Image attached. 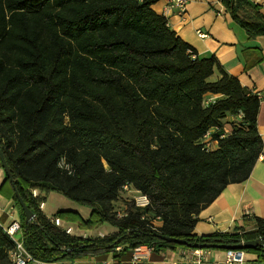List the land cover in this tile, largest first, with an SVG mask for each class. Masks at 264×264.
I'll list each match as a JSON object with an SVG mask.
<instances>
[{"label": "trees", "instance_id": "trees-1", "mask_svg": "<svg viewBox=\"0 0 264 264\" xmlns=\"http://www.w3.org/2000/svg\"><path fill=\"white\" fill-rule=\"evenodd\" d=\"M157 1L0 0V149L33 212L25 222L13 189L36 259L179 245L160 238L167 235L192 244L259 238L246 250L264 263L261 217L253 231H194L200 211L248 179L263 152L260 98L214 55L200 56L153 8ZM245 1L224 0L251 36L264 34V18L239 15ZM125 185L149 203L132 199L119 212ZM33 189L89 206L86 226L107 221L117 230L70 234L44 214ZM15 246L0 224V264H13Z\"/></svg>", "mask_w": 264, "mask_h": 264}, {"label": "crops", "instance_id": "crops-1", "mask_svg": "<svg viewBox=\"0 0 264 264\" xmlns=\"http://www.w3.org/2000/svg\"><path fill=\"white\" fill-rule=\"evenodd\" d=\"M264 0H246L240 7V16L246 20L264 18ZM171 0H158L153 8L164 14L177 34L195 48L200 56L214 55L220 65L236 76L240 83L258 95L260 107L257 117L258 131L264 142V34L251 36L246 28L236 21L224 0H186L183 13L170 6ZM200 32V33H199ZM202 34V35H201ZM216 77L218 72H215ZM217 96V95H216ZM13 187L8 180L0 159V224L7 227L14 220L22 223L20 207L13 197ZM37 196L44 197L41 209L48 217H58L62 228L70 234L82 237H99L117 230L114 225L91 228L84 222L91 216L89 206L70 204L68 197L56 191L44 192L33 189ZM68 212L67 214H65ZM64 218L63 219V215ZM66 216H71V220ZM264 219V149L248 179L230 183L220 195L198 214L194 231L198 235L214 233L246 232L256 229V218ZM16 238L23 241L22 232ZM246 250V249H245ZM135 250L120 246V249L97 257L53 261L50 264H171L179 260H192L202 254L206 264H217L225 259L224 248H196L188 245L161 247L140 245L139 259H134ZM200 253V255H198ZM246 260L258 262V254L246 250Z\"/></svg>", "mask_w": 264, "mask_h": 264}, {"label": "built area", "instance_id": "built-area-1", "mask_svg": "<svg viewBox=\"0 0 264 264\" xmlns=\"http://www.w3.org/2000/svg\"><path fill=\"white\" fill-rule=\"evenodd\" d=\"M176 6L179 9L180 13L185 11L186 7V0H171L170 6ZM262 7L264 8V2H262ZM200 33V32H199ZM202 35V34H201ZM214 143L207 142L206 147H212ZM124 189L129 193H132V199L135 201L136 205L138 206H146L149 203L148 197L141 193L139 190L133 189L128 185L124 186ZM33 193V192H32ZM34 196H36L33 193ZM41 207V206H40ZM121 215V213H119ZM51 220L59 226L60 219L58 217H53ZM6 232L14 238L16 241V246L10 253V258L13 264H50L49 261L39 260L36 259L30 254L26 247L24 246V242L20 241L16 238L17 233L22 232V223L20 221L14 220L11 224L7 227H4ZM116 249H120V246H117ZM135 252L133 258L139 259L141 254H139L140 246L134 248ZM200 255V253H198ZM246 251L245 249H226V256L225 259L222 261L217 262V264H252L251 262L246 260ZM92 264H110L109 262H100V263H92ZM171 264H206L202 254L200 257L192 260H179L174 261Z\"/></svg>", "mask_w": 264, "mask_h": 264}, {"label": "water", "instance_id": "water-1", "mask_svg": "<svg viewBox=\"0 0 264 264\" xmlns=\"http://www.w3.org/2000/svg\"><path fill=\"white\" fill-rule=\"evenodd\" d=\"M0 159H1L2 165L5 169L6 175L9 178V181L11 182L12 187L15 191L17 201H18L19 205L21 206V208L23 209V212L25 214V222H27L33 217V212L30 210L28 205L25 203L24 199L20 196L19 192L16 190L13 176L10 172L8 163L5 159L3 151L1 149H0ZM160 238L165 239V240L172 242V243H177V244H181V245H188L190 247H196V248L251 249V248H255L260 243L259 238L245 240V241H242V242H239L236 244H226V243H196V244H192L185 239L167 236V235H160Z\"/></svg>", "mask_w": 264, "mask_h": 264}, {"label": "rangeland", "instance_id": "rangeland-1", "mask_svg": "<svg viewBox=\"0 0 264 264\" xmlns=\"http://www.w3.org/2000/svg\"><path fill=\"white\" fill-rule=\"evenodd\" d=\"M217 76H219V73H218V75ZM214 78L216 77V75H214L213 76ZM226 128H228L227 126H225ZM132 193H129L128 191H124L123 193H122V195H121V197H120V199L118 200V201H116L115 202V206H116V209L119 211V212H123L124 211V208H125V206H126V204H127V201H130V200H132ZM69 201V203L70 204H73V205H75V204H77V203H74L72 200H68ZM79 205H82V207L83 206H85V205H83V204H80V203H78ZM68 212H66L65 214H67ZM63 216V219H65L64 217V214L62 215ZM66 217H68L69 218V221H77V220H71V216H66ZM65 220H67V219H65ZM102 224H104V225H107V226H110V225H112L111 223H109V222H103V223H101V224H99L100 226L102 225ZM99 225H97V226H99ZM91 228H94V226L93 225H91L90 226ZM96 227V226H95ZM246 251V250H245Z\"/></svg>", "mask_w": 264, "mask_h": 264}]
</instances>
